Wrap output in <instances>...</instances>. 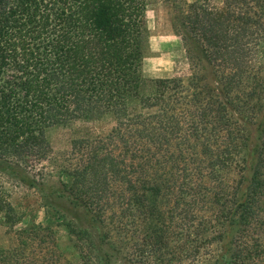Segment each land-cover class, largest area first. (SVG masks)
I'll return each instance as SVG.
<instances>
[{"label": "trees", "instance_id": "1", "mask_svg": "<svg viewBox=\"0 0 264 264\" xmlns=\"http://www.w3.org/2000/svg\"><path fill=\"white\" fill-rule=\"evenodd\" d=\"M151 1L0 0V171L41 189L50 128L114 119L57 164L96 242L31 225L0 264H264V0H164L189 74L146 78Z\"/></svg>", "mask_w": 264, "mask_h": 264}, {"label": "rangeland", "instance_id": "2", "mask_svg": "<svg viewBox=\"0 0 264 264\" xmlns=\"http://www.w3.org/2000/svg\"><path fill=\"white\" fill-rule=\"evenodd\" d=\"M192 1V0H187ZM223 0H212L221 5ZM172 9L164 0H153L146 10L149 28V49L142 64V73L146 78L187 76L189 64L181 38L171 26ZM114 125V119L105 115L95 120H75L57 125L47 131L51 145V161L44 162L48 176L45 187L28 185V181L19 173L0 171V180L15 212V220L7 223L0 219V249L11 248L16 244V232L31 225L50 227L56 236L64 256L70 255L67 223L77 230L87 231L96 242L99 227L84 208L75 205L65 193L57 187V164L69 152L74 138L86 135L104 134ZM57 160V161H56ZM62 179H66L62 176ZM38 241L34 242L37 243ZM36 245V244H35ZM29 248H39L38 245ZM33 250L28 249L26 253ZM111 254V253H110ZM112 264H129L120 257L111 254Z\"/></svg>", "mask_w": 264, "mask_h": 264}]
</instances>
